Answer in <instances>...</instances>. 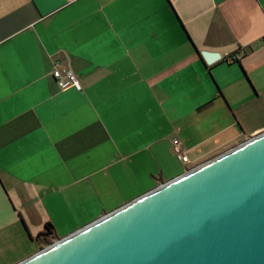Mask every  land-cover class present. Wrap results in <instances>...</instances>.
<instances>
[{
    "label": "crops",
    "instance_id": "0c3cea01",
    "mask_svg": "<svg viewBox=\"0 0 264 264\" xmlns=\"http://www.w3.org/2000/svg\"><path fill=\"white\" fill-rule=\"evenodd\" d=\"M263 132L264 0H0V264Z\"/></svg>",
    "mask_w": 264,
    "mask_h": 264
},
{
    "label": "water",
    "instance_id": "95a60500",
    "mask_svg": "<svg viewBox=\"0 0 264 264\" xmlns=\"http://www.w3.org/2000/svg\"><path fill=\"white\" fill-rule=\"evenodd\" d=\"M18 264H264V132Z\"/></svg>",
    "mask_w": 264,
    "mask_h": 264
},
{
    "label": "built area",
    "instance_id": "2783aa9c",
    "mask_svg": "<svg viewBox=\"0 0 264 264\" xmlns=\"http://www.w3.org/2000/svg\"><path fill=\"white\" fill-rule=\"evenodd\" d=\"M52 77L60 89H64L68 86H73L77 82L75 76L68 69H59L58 63H55L53 66ZM175 156L180 162H187V157L184 152L181 150L180 146L176 145L174 148Z\"/></svg>",
    "mask_w": 264,
    "mask_h": 264
},
{
    "label": "trees",
    "instance_id": "16d2710c",
    "mask_svg": "<svg viewBox=\"0 0 264 264\" xmlns=\"http://www.w3.org/2000/svg\"><path fill=\"white\" fill-rule=\"evenodd\" d=\"M44 229H45L44 232L39 233L35 237L36 242L40 243V242L44 241L45 239L51 238L53 236V229L49 224H47Z\"/></svg>",
    "mask_w": 264,
    "mask_h": 264
}]
</instances>
